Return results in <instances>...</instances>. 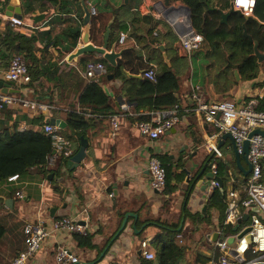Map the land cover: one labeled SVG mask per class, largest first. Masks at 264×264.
Returning a JSON list of instances; mask_svg holds the SVG:
<instances>
[{
    "label": "crops",
    "instance_id": "crops-1",
    "mask_svg": "<svg viewBox=\"0 0 264 264\" xmlns=\"http://www.w3.org/2000/svg\"><path fill=\"white\" fill-rule=\"evenodd\" d=\"M17 1L18 5L11 4L10 0L2 1L0 32L10 28L31 38L33 60L30 62V76H35V80L27 85L13 81L6 88V93L34 104L24 106L17 103L1 108L0 132L4 127L12 126L16 118L21 128H40L48 114V117H57L65 122L60 132L69 139L73 154L80 147V137L86 140L87 146L85 157L78 167L70 169L66 163V166L57 168L58 160L49 164L48 155L46 167L53 172L47 176L41 173V169L31 167L15 180H9L8 176L6 181L0 183V197L3 198L0 201V224L4 228L0 236V264H9L23 249L24 226L27 223L42 218L49 224L52 218L62 215H76L86 225L87 232L92 234L94 246L80 248L74 234L56 231L45 239L27 264H63L55 259L59 246H68L78 254L79 260L75 264H143L146 259L140 254V242L149 239V249L155 251L153 237L162 231L156 224L158 220L168 224L184 221V238H188V235L198 238L205 236V242H208H204L201 248L207 250L211 246L208 237L214 235L215 229L212 227L218 225L219 212L213 209L211 220L203 223L204 227L199 231L188 229L191 223L184 218L185 210L191 214L206 215L207 209L204 211L202 208L209 195L202 186L193 184L190 191L188 188L194 175L206 162L201 178L205 172L211 171L208 163L216 164L217 159L222 160L233 175L241 173L235 162L232 143L228 138L220 142L221 135L214 138L215 145L220 142V146L218 153L211 158L212 155L205 148V136L212 135L214 127L199 122L191 112H184L180 121L157 139L140 134L133 128V122L151 109L148 105L138 104L147 99L150 101L154 94L141 89L129 94L127 88L146 79L143 71L147 67L157 68L164 61L168 65L175 64L178 88L174 95L177 103L193 105L191 91L196 85L207 100L226 98L242 103L250 96L264 94V66H261L255 79L241 80L237 68L225 65L230 67L226 74L228 79L233 77L235 83L223 84L217 90L213 84L220 76L217 66L207 63L203 50L197 49L187 57L180 47L179 36L182 25L187 21V10L182 8L185 4L171 0L174 10L167 12L162 6L164 0H84L88 7L95 10L87 24L91 33L96 32L91 34L90 42L101 45L108 28L109 43L116 42L117 50L130 47L131 54L128 61L123 59L122 54L116 59V67H121L122 76H116L113 70L105 67L106 71L98 77L96 85L100 93L92 95L100 105L91 100L81 102L80 97L88 84L84 76L85 64L81 59L102 57L95 52L70 57L77 47L86 44L81 40L85 27L82 22V0H79L82 9L80 20L76 6L69 13H61V2ZM121 2L124 6H121ZM132 11L138 13L129 17ZM12 12H17V15H11ZM146 14L153 18L151 24L143 21L142 16ZM11 16L20 18L22 24H10L8 18ZM115 16L127 18V37L123 43L118 42L119 32L112 33ZM76 24L79 25L78 41L75 47H71L67 31ZM150 26L152 31L147 33ZM153 37L158 38L157 44L150 43ZM185 60L188 63L186 70ZM2 65L7 67L8 63L5 65L2 61ZM109 73L113 75L112 78L108 77ZM102 96L106 97V101H102ZM122 104H126L127 109H122ZM41 105L49 107L43 109ZM70 112L79 113L86 119L84 134L75 135L69 127L66 118ZM114 113L120 115L118 130L112 135L110 115ZM35 118L38 122L32 124L31 119ZM151 155L165 158L166 164L172 168L171 183L175 184V190L170 195L151 188L147 170ZM241 164L245 165L243 161ZM186 178L189 180L186 181ZM17 191L23 193L22 198L16 196ZM127 212L137 216H128L126 225L118 231ZM188 241L194 246L190 239Z\"/></svg>",
    "mask_w": 264,
    "mask_h": 264
},
{
    "label": "trees",
    "instance_id": "trees-1",
    "mask_svg": "<svg viewBox=\"0 0 264 264\" xmlns=\"http://www.w3.org/2000/svg\"><path fill=\"white\" fill-rule=\"evenodd\" d=\"M0 1V13L2 11ZM52 4L61 2L59 7L61 13H69L73 9V6L79 11V20L81 18V4L79 0H46ZM181 3L187 5L190 8L191 23L193 28L200 32L203 36V41L198 50H203L207 57V63L211 66L216 65L220 76L213 81V84L217 90L224 84L232 85L235 83V79L227 77V72L230 70L227 65V61L238 64V73L241 80H253L257 77L261 66H264V58L258 61L257 56L254 53V41L258 45V50L264 53V0H256L255 7L252 16L240 15L238 13H231L228 16L227 22H220L221 11L227 10L231 7V0H179ZM121 6H124L121 2ZM138 12H130L129 17L135 15ZM126 14V13H125ZM127 18L122 16H115L113 22L112 33L116 31H125L128 28L126 23ZM144 22L151 24L153 18L149 15H143ZM79 22V21H78ZM167 27V26H166ZM170 29L169 27H167ZM244 29L252 37V41L244 34ZM152 27L148 28L147 33H151ZM79 25L69 27L67 31V38L70 40L71 47H75L78 41ZM157 37H153L150 40L151 44H157ZM31 38L24 35V33L16 32L12 29H6L3 33L0 32V56L3 64H7L14 53H21L25 56L29 73L32 71L30 62L33 60L32 52L30 48ZM70 47V46H69ZM157 49V45H156ZM123 59L128 61L131 54V48H122ZM104 63L105 67L113 70L116 76H122L121 67L109 66L106 60L102 57L96 59ZM178 60H182L178 58ZM84 64L87 59H81ZM121 65L122 63L119 62ZM175 66V64H174ZM173 64L161 61L159 66L155 70L156 81L145 79L144 81L135 82L132 87L127 88V92L132 94L138 89V91L147 90L154 94V97H150V101L139 102V106L148 105L151 110L170 108L177 103V98L174 95V91L178 88V76L175 72ZM225 66V67H224ZM188 67L187 60L184 61V69ZM32 74V73H31ZM222 75H225L223 78ZM31 80H35V76L32 75ZM100 90L96 85V82H90L87 84V89L84 94L81 95L80 101H92L98 104L95 97L92 94H99ZM102 101H106V97L102 96ZM95 104V105H96ZM100 105V104H98ZM260 109L264 110V95L260 100ZM12 115V112H10ZM13 116V115H12ZM146 116L140 117L144 119ZM15 120V119H14ZM66 121L75 135L84 134L86 129V119L84 116L70 112L67 115ZM38 120L31 119L32 124H36ZM45 122L42 123V125ZM40 128H21L19 127L17 118L14 124L9 127H4L0 132V183L7 180V177L13 174L23 175L27 173L31 167L41 169V173L47 176L53 172L51 169H47V156L52 152V140L47 136ZM213 157V156H212ZM211 157V158H212ZM166 170V186L163 193L170 195L175 190V184L172 181V168L166 164V159L158 157ZM68 158L60 157L58 159V166H66ZM218 168V176L222 179V186L216 188L211 192L206 201V215L203 213L191 214L185 210L184 218L188 219L192 232L199 231L204 225L211 220V211L213 209L219 212L218 225L212 227L223 226L224 211L226 208L225 192L228 187V182L234 178L227 165L220 159L216 160ZM58 171V170H57ZM56 173V171H55ZM192 182H190L191 184ZM189 184V191L191 186ZM237 183H232L233 187H236ZM188 198L186 193L185 199ZM156 224L161 227L162 231L153 237L154 241V258L150 260H144L143 264H207V260L213 256L216 260L222 254V251L215 249L213 251L212 242L211 246L207 247V250L197 249L194 254L190 253V246L184 240L183 231L185 222L182 221L181 227L178 229L180 220L171 224L166 222L157 221ZM3 226L0 224V236L3 234ZM233 229L232 225H228L224 228V234L231 233ZM92 234H74V239L80 248H91L94 245L91 242ZM203 240L205 242V236L197 238V240ZM206 242H208L206 240ZM251 255V254H250ZM248 256V254H247ZM250 259V258H247ZM232 264H240L238 259H234Z\"/></svg>",
    "mask_w": 264,
    "mask_h": 264
},
{
    "label": "built area",
    "instance_id": "built-area-1",
    "mask_svg": "<svg viewBox=\"0 0 264 264\" xmlns=\"http://www.w3.org/2000/svg\"><path fill=\"white\" fill-rule=\"evenodd\" d=\"M255 2L256 0H232L231 3L232 7L239 9L243 15L252 16ZM94 13L95 10L92 8L91 14ZM8 20L12 25L22 24V20L17 17L11 16ZM182 26L179 36L180 47L185 55L190 57L192 52L200 47L203 36L193 26L191 27L188 21ZM126 37L125 31H119L118 42L123 43ZM104 69L105 65L103 62L88 60L84 67V76L87 82H96L98 77L104 72ZM155 70V66L147 67L143 71V76L155 82ZM0 77L25 85L32 82L25 56L21 53L13 54L7 67H3L0 56ZM263 95L260 93L250 96L242 103L226 98L212 101L205 99L200 87L196 85L192 87L191 91V97L194 100L193 105L183 106L180 103H175L170 108L151 110L145 113L146 117L144 119H138L133 122V128L137 132L154 140L179 122L184 112H191L199 122L203 121L214 127V133L210 136H205V148L212 156L218 153L213 139L223 133L229 132L232 135L239 153L242 152L243 141L245 139L249 140L247 159L252 165L251 171L246 176H243L242 173H234V178L228 183L230 186L225 192L226 208L223 226L215 229L214 235L216 237L214 240L212 235L208 237L212 242V252L218 249L222 251V254L217 260L211 256L207 260V264H232L238 255L241 257L239 260L240 264H264V136L254 133L248 137V134L255 128H264V110L260 109L259 106ZM17 103H21L24 106L34 104L14 94L0 91V109ZM47 107L49 106L41 105L43 109ZM121 107L122 109H127L126 104H122ZM119 115L120 113L110 115L112 135H115L118 130ZM42 129L52 140L53 149L48 156L49 164H53L60 157L70 158L72 156L71 143L69 139L61 134L58 125L45 122L42 125ZM147 170L150 176L151 188L157 192H162L166 186V170L157 156L151 155L149 157ZM211 173L213 176H218L217 165L213 162ZM17 176L18 174H13L8 179L15 180ZM232 183H237L238 185L233 187ZM221 186L222 184L218 180L211 179L210 184L207 186V194ZM16 196L22 198L23 193L17 191ZM253 207L258 210L253 211ZM245 214H247V217L243 219ZM237 223L238 227L235 233L224 234V228L228 225L234 226ZM247 226L251 228L238 237L237 234ZM56 231L86 234L87 228L85 224L79 221L76 215L54 217L49 224L42 218L31 221L24 226L23 249L18 252L9 264H27L39 251L45 239L51 237ZM247 235L250 236V240L247 239ZM231 236L235 238L232 246L228 244V238ZM230 250H233L236 256L230 255ZM140 254L146 260L154 258V251L149 249V239H144L140 242ZM247 254H251L252 257L247 259ZM55 259L58 263L74 264L78 262L79 256L68 246H59L55 253Z\"/></svg>",
    "mask_w": 264,
    "mask_h": 264
},
{
    "label": "water",
    "instance_id": "water-1",
    "mask_svg": "<svg viewBox=\"0 0 264 264\" xmlns=\"http://www.w3.org/2000/svg\"><path fill=\"white\" fill-rule=\"evenodd\" d=\"M10 2H11V4L18 5V1L17 0H10ZM231 2H232V0H231ZM81 3L83 5V9H84V15L82 17V22L85 25L84 30H83V35L81 36V40L84 43H86V44L77 47L75 52L72 53L70 55V57L72 58L74 56H78V55H81V54H84V53L95 52V53L100 54L110 65L116 67L117 66L116 59L121 55V53H122L121 49L120 50L116 49V42L112 43V44L109 43V41H108L109 29L108 28L106 29V31L104 33V39H103V42H102L101 45H94L93 43L90 42L89 39H90L91 34H96L95 30L93 31L94 33H91L90 26L87 25L89 20H90V17H91L92 8L88 7L84 0H82ZM230 4H231V7H230V9L228 11H225V12L221 11L220 22H226L229 14H231V13H238V14L242 15V12L239 9L233 8L232 7V3H230ZM162 6L164 7V9L167 12H169L171 10H174L173 5H171V0H164L162 2ZM182 8H185L187 10V21H188L189 25L192 27L191 16H190V8L187 5H182ZM12 14L13 15H15V14L17 15V12H12L11 15ZM244 34L249 38V40L252 41V37L247 33L246 29H244ZM253 47H254V53L257 56L258 61H261L264 58V55L258 50V45H257V43L255 41H254V46ZM227 65L232 66L234 68L238 67V64L231 63L229 61H227ZM105 71H106V69H104V72ZM108 77L112 78L113 75L111 73H109ZM12 83H13V81L1 80L0 79V90H1V92L6 93L7 92L6 88ZM45 122H49L51 124L58 125L60 128H64L65 127V122L62 119L57 118V117H48V114H46ZM254 133H259V134L264 136V128L263 129L262 128H255L254 130H252L248 134V137L252 136V134H254ZM227 138L230 139V141L232 143V149H233V152H234L235 162H236L237 168L239 169V171L242 173L243 176H246L251 171V168H252L251 163L247 159L249 140L245 139L243 141L242 152L239 153L238 150H237L235 141H234L232 135L229 132L223 133L221 135L220 142L222 140H224V139H227ZM80 139H81L80 147L67 160V166L70 169H72L74 167H78V165L81 164L82 160L85 157V148L87 146L86 145L87 142H86V140L83 137H80ZM220 142H218L217 145H216L217 149L220 146ZM241 161L244 162V164H245L244 166L241 164ZM206 165H207V162L194 175L192 183L190 184V186L195 184V186H202V188H204V189L206 188L207 189V186L210 184V180L211 179L218 180L219 183L222 184V179L219 176H213L211 171L210 172L209 171L205 172L204 177L201 178V176L203 175V172L205 170ZM211 165H212V163L209 162L208 166L211 167ZM188 180H189V178H186V181H188ZM0 201H3V198L0 197ZM205 209H206V205L203 206L202 210L205 211ZM257 210L258 209L256 207H253V211H257ZM128 216L136 217L137 215L134 214V213H131V212H127L124 215V218H123V220H122V222L120 224V227H119L118 231H121L124 228V226L126 225ZM246 217H247V214H245L243 216V219H246ZM181 224H182V220H181V223L179 225V228H180ZM237 227H238V223L233 226V230H236ZM250 228H251L250 226L245 227L242 231H240L237 234V236L238 237L241 236L242 234L247 232ZM215 237H216V235H213L214 239H215ZM229 239L232 240V244H233V242L235 241V238L233 236H231V237H229ZM247 239L250 240V236L249 235H247ZM224 250H226V249H224ZM229 253H230V255H235L236 256V254H235V252L233 250H230ZM236 259L240 260L241 257L238 255V256H236Z\"/></svg>",
    "mask_w": 264,
    "mask_h": 264
},
{
    "label": "rangeland",
    "instance_id": "rangeland-1",
    "mask_svg": "<svg viewBox=\"0 0 264 264\" xmlns=\"http://www.w3.org/2000/svg\"><path fill=\"white\" fill-rule=\"evenodd\" d=\"M90 60H96V59H90ZM194 232H197V231H194ZM236 231L235 230H232L231 231V234H233V233H235ZM188 238H185L184 240L186 241V243H188V245L190 246V253L191 254H194L195 253V250L193 249V247H196L197 249H201V250H203L202 248H201V246H204V244H203V240H200V239H198L197 240V238L198 237H194V236H192V235H188L187 236ZM190 239V241L194 244V246L192 247V245H191V243H189V240ZM229 239V238H228ZM206 243V242H205ZM228 244L230 245V246H232L233 244H234V242H233V244H232V240L231 239H229L228 240ZM252 256L250 255V254H248V256H247V258H251Z\"/></svg>",
    "mask_w": 264,
    "mask_h": 264
}]
</instances>
